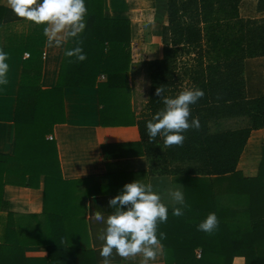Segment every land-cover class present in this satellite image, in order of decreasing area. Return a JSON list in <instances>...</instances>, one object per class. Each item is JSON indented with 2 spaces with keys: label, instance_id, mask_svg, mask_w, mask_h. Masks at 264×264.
<instances>
[{
  "label": "trees",
  "instance_id": "1",
  "mask_svg": "<svg viewBox=\"0 0 264 264\" xmlns=\"http://www.w3.org/2000/svg\"><path fill=\"white\" fill-rule=\"evenodd\" d=\"M241 1L164 0L159 57L141 63L150 82L145 103L148 113L136 122L129 108V21L104 17L103 0H84L86 28L64 45L50 88L39 87L46 25L29 21L23 35L3 36L0 49L8 56L27 54V58L21 61L12 113L13 150L10 156L0 155V181L5 173L21 179L19 184L31 186L43 177L42 212L50 205L57 208L53 214L46 213L51 238L62 234L66 214L59 210L67 202L59 187L66 182L61 179L53 142L45 137L55 124L63 122V91L95 87L99 125H135L140 144L148 146L146 123L164 108L156 89L163 86V95L175 98L181 91L198 88L204 97L190 109L191 118H199L200 129L183 133L186 139L182 147L173 145L165 150L169 160L184 164L180 184L188 207L180 217L168 211L167 222L158 223V238L160 232L167 236L161 241L163 264H264V139L256 175L243 178L235 170L250 131L264 129V93L246 99L242 75L244 60L264 57V17H239ZM255 10L264 12V0H257ZM14 21L24 19L0 7V29L4 31V24ZM80 41L86 60L66 57L65 51ZM182 57L190 62L185 63ZM100 76L102 82L97 81ZM105 110L111 114L109 122L103 121ZM224 121H231L232 130L219 128ZM155 141L162 143L163 138L158 136ZM6 163L9 165L4 167ZM48 196L53 203L48 202ZM209 213H215L219 220L211 235L197 230ZM4 226L0 264H7L5 252L18 249L22 253L23 248L11 240L17 238L11 224ZM75 252L65 249L62 262L94 264L90 251L86 258L75 256ZM48 261L54 260L48 256Z\"/></svg>",
  "mask_w": 264,
  "mask_h": 264
},
{
  "label": "crops",
  "instance_id": "2",
  "mask_svg": "<svg viewBox=\"0 0 264 264\" xmlns=\"http://www.w3.org/2000/svg\"><path fill=\"white\" fill-rule=\"evenodd\" d=\"M246 2L247 0H242L238 5L239 17L244 19L264 17L250 16L252 8L255 14H259L255 10L257 0H253L252 6H247ZM0 7L11 10L7 0H0ZM241 10L244 15H241ZM103 16L128 19L131 64L159 57L160 27L164 23L162 0H103ZM28 24L27 20L4 24V31L0 29V44L5 34L26 33ZM137 26L140 29L141 43L134 58L131 29ZM60 35L64 36L63 33ZM72 39H62L61 45L57 47L54 43L49 46L47 38L44 37L40 58L41 89L53 86L64 45L70 43ZM22 59L23 55L9 56L6 61L9 64L8 84L0 85V155L4 156H10L13 150L12 113ZM243 67L256 68L255 74L250 76L251 80L243 79L245 98H255L264 93V57L246 59L243 61ZM103 80L104 78L100 77L97 79L99 82ZM181 85H184V81ZM144 102L146 103V100ZM62 107L63 122L55 124L51 133L47 135L51 137L48 141H52L54 145L61 179L66 182L59 187L67 202V205L59 210L66 214L62 234L57 236L59 237L57 239L49 235L46 215L55 213L57 208L50 205L42 212L43 177L39 176L33 185L28 186L19 184L21 179L14 180L3 173L0 181L2 183L0 243L4 225L9 222L17 236L11 240L17 243V246H23L22 253L18 249L16 251L11 249L3 254L7 264H65L62 262L66 258L64 250L72 248L76 251L75 256L79 254L85 258L90 251L94 264H102L101 242L97 235L104 225L94 222L93 214L100 211L105 217L110 215L114 210L110 208L109 200L118 195L125 184L135 180H141L145 184L151 183L154 190L160 193L166 192L168 188L179 187L181 181H184L181 174L185 169L184 164L177 160H169L163 142L155 141L148 146L140 144V136L135 125L115 127L99 125L100 106L95 87L64 90ZM129 108L135 117L133 121L136 122L140 117L137 108L133 106L130 88ZM263 139L264 129L253 130L248 134L235 166L241 177L250 178L256 175ZM8 165L6 163L4 167ZM1 170L3 171V163H0ZM10 181H16L17 184ZM48 192L51 196V190ZM49 196L48 202L53 203ZM164 203L168 205V211H172L173 205L167 198ZM48 256L54 261L49 262ZM112 264H144V260L142 255L128 258L115 256ZM147 264H163L162 255L158 254L155 260H149Z\"/></svg>",
  "mask_w": 264,
  "mask_h": 264
},
{
  "label": "clouds",
  "instance_id": "3",
  "mask_svg": "<svg viewBox=\"0 0 264 264\" xmlns=\"http://www.w3.org/2000/svg\"><path fill=\"white\" fill-rule=\"evenodd\" d=\"M7 3L16 17L35 25H46L43 34L49 46L54 43L59 47L62 39L78 37L86 28L87 8L84 0H7ZM62 33L63 37L60 35ZM80 43L82 41L73 49L66 50L65 56L75 57L79 62L86 60ZM8 59V53L0 49V85L8 84ZM164 91L165 87L161 86L155 93L161 97L164 108L146 123L149 143L159 136L163 138L166 148L173 145L182 147L186 139L183 133L200 129L199 118H191L190 106L202 99L204 92L198 88L186 89L175 98H170L163 95ZM182 188H168L160 193L154 190L151 183L135 180L125 184L122 191L109 200L108 204L114 210L110 215L105 217L100 211L95 212L92 220L104 225L97 235L101 242L102 264H112L115 256L128 258L137 255H142L144 264H147V261L155 260L158 254L163 255L161 241L167 236L160 232L158 238L157 231L158 223H166L168 219V205L164 200L167 198L173 205L174 216L184 215L188 205ZM218 227V217L215 213H209L198 224L197 230L211 235Z\"/></svg>",
  "mask_w": 264,
  "mask_h": 264
},
{
  "label": "rangeland",
  "instance_id": "4",
  "mask_svg": "<svg viewBox=\"0 0 264 264\" xmlns=\"http://www.w3.org/2000/svg\"><path fill=\"white\" fill-rule=\"evenodd\" d=\"M162 2L164 4V0H162ZM252 2H253V0H247V2H246L247 6L248 5L252 6L253 5ZM247 13L248 12H246V14ZM241 15H244L243 10H241ZM261 15H264V13L255 14L253 8L250 11V16H261ZM163 21H165V17H163ZM132 26H133V24H132ZM139 30L140 29H138V26H137V28L132 27V29H131V33H132V43L131 44L133 47L132 56H134V58L136 57V52L138 50L139 43H141L140 38H139V35H140ZM130 47H131V45H130ZM159 47H160V44H159ZM154 56H156V54H154ZM151 57H153V56L151 55ZM146 58H149V57L146 56ZM182 61H185V63H187V64L190 62V60L187 57H182ZM141 63L140 64H132L129 68L128 77H127L128 83L130 84L129 88H130V91L132 93L133 106L135 108H137L136 110L138 111L139 117H143L144 115H147V110L145 108V102L144 101L146 100L147 89L150 86V82H149V79L147 76L146 67L143 66ZM254 71H256V68L243 67V69H242L243 79H247V80L250 79L251 80L250 76L255 74ZM183 86L184 85H182L181 87H183ZM257 93H259V92H257ZM261 95H263V93ZM109 115H111V114L110 113L108 114V112L106 110L103 112L102 118H103L104 122L110 121L111 118ZM231 127H233V125L230 121H224L219 125V128H221V129L232 130V129H230Z\"/></svg>",
  "mask_w": 264,
  "mask_h": 264
},
{
  "label": "built area",
  "instance_id": "5",
  "mask_svg": "<svg viewBox=\"0 0 264 264\" xmlns=\"http://www.w3.org/2000/svg\"><path fill=\"white\" fill-rule=\"evenodd\" d=\"M23 57H24V58H27V54H23ZM100 78H103V77H102V76H100ZM46 139H47V140H50V139H51V137H50V136H47V137H46ZM196 256H198V254H197V253H196Z\"/></svg>",
  "mask_w": 264,
  "mask_h": 264
}]
</instances>
